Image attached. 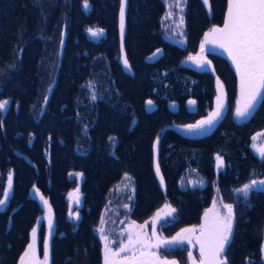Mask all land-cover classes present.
<instances>
[{
	"label": "trees",
	"instance_id": "obj_1",
	"mask_svg": "<svg viewBox=\"0 0 264 264\" xmlns=\"http://www.w3.org/2000/svg\"><path fill=\"white\" fill-rule=\"evenodd\" d=\"M227 1L186 0L181 48L163 38L162 0H126L122 38L121 0H87L88 12L85 0H0V102L9 101L0 111V199L12 174L11 196L0 210V264H18L33 228L43 258L47 222L30 197L34 188L55 221L48 264H102L96 229L110 191L125 174L134 188L128 220L141 225L167 203L176 209L175 218L161 234L170 238L198 226L217 195L233 205L235 217L227 264H264V191L254 190L247 199L233 192L264 179V159L250 149L251 137L264 130V103L237 123V80L228 61L207 53L212 71L183 64L198 52L205 32L223 25ZM88 28L102 30L103 37L89 39ZM158 50L161 56L149 60ZM100 79L102 96L93 102L85 86ZM215 79L226 95L221 120L201 136L174 129L194 125L212 111ZM190 100L194 110L188 109ZM148 101L154 106L150 111ZM156 139L163 185L154 170ZM218 155L224 161L219 169ZM187 170L204 186L180 189ZM72 173L83 176L77 223L66 218L67 194L78 184ZM161 255L188 264L184 246Z\"/></svg>",
	"mask_w": 264,
	"mask_h": 264
},
{
	"label": "snow or ice",
	"instance_id": "obj_2",
	"mask_svg": "<svg viewBox=\"0 0 264 264\" xmlns=\"http://www.w3.org/2000/svg\"><path fill=\"white\" fill-rule=\"evenodd\" d=\"M205 5H208V0H203ZM181 0H175V7H180ZM85 9L89 7L87 0L84 3ZM124 11L125 0H121L120 8V26L121 33L124 30ZM171 13H169V16ZM180 24H183V18L180 19ZM93 36L99 35L102 30H89ZM211 37V39H209ZM205 43H212L218 46L227 53L232 64L235 67L236 73L240 78V96L241 100L237 101L235 115L237 118L247 117L251 111L258 105L264 103V0H228L227 13L224 18L223 27L213 26L209 32L205 33V42L200 45V52L205 51ZM159 51V50H158ZM155 55V53L153 54ZM190 60L198 61L197 67H203L209 63L204 61L203 57L198 54L197 57H189ZM124 64L127 67L128 62L125 59ZM217 97L216 108L208 114L206 119L197 121L194 125H187L188 131H195L211 126L214 121L221 115L224 108V93L223 84L217 79ZM93 99L96 97L93 96ZM47 100V97H45ZM195 101H189V104H194ZM9 101L0 102V111H4ZM151 105L152 101H148ZM2 127V125H0ZM256 136L252 139L256 140ZM114 140L113 137H109ZM155 147V146H154ZM258 155L264 159V146L257 147L252 145ZM217 168L224 166V161L221 156L216 157ZM156 173L159 176V166L156 167ZM80 175V174H76ZM125 179H130L125 174ZM161 185L164 181L161 177ZM202 182V181H201ZM9 187H11V176H9ZM264 191V179H252L249 183L243 184L241 187L235 188L234 193L242 194V197L247 199L252 191ZM4 199H0V206L6 203L8 190L4 192ZM44 207L49 214V228L51 229V208L48 201L41 197ZM131 200V197H129ZM77 202L79 198L77 197ZM127 207V205H125ZM164 208L167 211L164 215L158 211L155 218L151 221L152 231L149 236L147 233L135 232L134 229L139 227L143 229L145 225L129 226L127 242H121L118 250L112 251L108 244V237L102 236L105 241L104 249V264H177L176 261L161 259L157 250L165 248L169 245H183L185 243L192 244L193 238L196 244L199 245V264H227L224 253L234 230V212L232 204H225L227 210L226 215L216 216L215 219L209 220V213L206 212L203 218V223L197 229L196 226L182 229L176 233L171 239L162 238L157 233L158 222H167V218L173 217L176 212L169 204H165ZM146 224L148 222H145ZM103 232V229H100ZM199 231V235L194 237V234ZM36 229L33 228V237H35ZM33 249V245H28V250L21 257L20 264H25V257H28ZM264 251V247L261 249ZM132 254L123 255L124 253ZM189 259L192 260V253H188ZM120 257L119 259H117ZM49 260L48 241L44 242L43 264H47Z\"/></svg>",
	"mask_w": 264,
	"mask_h": 264
},
{
	"label": "rangeland",
	"instance_id": "obj_3",
	"mask_svg": "<svg viewBox=\"0 0 264 264\" xmlns=\"http://www.w3.org/2000/svg\"><path fill=\"white\" fill-rule=\"evenodd\" d=\"M162 1L165 5V13L161 19V30L163 33V38L166 39L167 41L179 46V47H184L185 43H186L185 36H184V13H185V7H186V0H181L180 7L174 6L175 0H162ZM227 3H228V1H227ZM125 4H126V0H125ZM82 8H83L84 12H88L90 10V7L85 9L84 3L82 4ZM169 13H171L170 16H169ZM181 17L183 18V24L182 25L180 24ZM90 29L92 31H99L96 28H88V30L86 31V36L89 39H91L93 41H98L100 38L103 37L104 33L102 31L100 32L99 35L93 36L91 34V32L89 31ZM119 34H120V37L122 38L123 34L121 33L120 14H119ZM209 39H211V37H209ZM202 42H205V36H204ZM200 45L201 44H199V47H200ZM207 53H213V54H217V55H221V56L226 57L228 59V61L230 62L231 66L233 67V70L236 73L235 67L232 64L227 53L224 52V50L222 48L215 46L212 43H205V51L203 53L200 52V48H199L198 52L196 54L189 55L184 60L183 64L186 65L187 67L193 68L197 71H212V65L207 58ZM161 54H162L161 50L156 51L155 55L152 54L150 56L149 60L153 61V60L157 59L158 57H160ZM198 54L203 57L204 61L209 62V63H206L203 65V67L198 68L197 67L198 61H194V60L189 59V57H197ZM119 59H120V63L122 65L123 70L127 72L128 67H126L124 64L125 59H124V55H123L122 51L120 53ZM236 76L238 78V98H237V101H238V100H241V98H240V78L237 75V73H236ZM104 84H105V80H103V79H100V81H98V82L97 81H90V80L87 82L85 88L87 89L88 97L91 101L94 102L102 96V94H101L102 89L101 88H103ZM214 88H215V97L213 100V108H212L213 111L216 108V97L218 94V92H217V79H215ZM104 89L106 90L107 88H104ZM223 93H224V105L225 106L221 111V115L214 121V123L211 126H205V128H203V129L195 130V131H191V132L188 131V129L184 128V127L179 128V127L174 126L173 128L176 130H179L180 132L184 133L185 135H189V136H201V135L207 134L214 127V125L221 120V118L223 117V115L226 111V95H225L224 87H223ZM93 96H95L96 98L93 99L92 98ZM235 103H236V101H235ZM7 107H8V105L6 106V109H7ZM169 107L171 110H174V111L177 108L176 104H170ZM236 107H237V103H236ZM145 108L147 110L148 109L152 110V109H154V106H153V104L149 105L147 102ZM188 109L194 110L195 109V103L189 104V102H188ZM5 110L1 111V112H5ZM253 110L251 111V113L253 112ZM213 111H211V112H213ZM251 113H250V115H251ZM250 115H248L247 117H242V118L236 117V120L239 122L246 121ZM207 117H208V115L204 119H206ZM256 137H257L256 140H253V139L251 140V146L250 147H251L252 152L254 151V154L258 155V153L254 150L252 145L255 144L257 147L264 146V132L256 134ZM158 144H159V139H156L154 144H153V152H154V170H155L156 177L158 178V180L160 182L161 176L160 175L158 176L156 173ZM76 174H80V173H72L69 175L70 178H75L77 180V183H78L76 189L73 191H70L66 197L67 202H68V209H67L66 218L69 221H71V219H73V221H75V220L77 221L79 219L80 214L78 212L74 211V209L81 208L82 200H83V197L80 193V186H81V182L83 180V176H82V174H80V175H76ZM9 176H11V187H9ZM9 176L7 177V184H6V189L8 190V197L6 199V203L4 205L0 206V210H4L7 207L8 199L11 196L12 174L10 173ZM160 184H161V182H160ZM178 186L180 189H187V188H193V187H203L204 182H203L202 178L195 171L187 170V172H185L184 176H182V178L179 180ZM133 192H134V188H133V183H132L131 178L125 179V177L122 179V181L119 184H117L115 187H113V189L110 191V195L107 199V205L105 206L104 210L102 211V214H101L100 220H99V225L96 229V233H97L99 241L101 243V258H102L101 262H102V264H104V249H105V241L101 238L102 236L108 237V244H109V247L111 248L112 251L118 250L121 242H124V243L127 242L129 226L133 225V222L127 219L126 213L130 210V205H131V202L133 201ZM3 197H4V195H3ZM77 197L79 198V202H77ZM129 197H131V200H129ZM125 205H127V207H125ZM224 205L225 204H223L220 201L219 197L217 195H214V198L212 200V204L209 207V209H207L204 212L203 217L201 219V223L198 226H196L197 229H199V226L204 222L203 218H204V215L206 212L209 213V220L215 219V217L218 215L219 216L226 215L227 210L224 208ZM158 211H160L161 215L163 216L164 213L167 211V209H165L163 206L159 210H157L154 213V215L148 221H146V222H148L147 224L146 223L141 224V225H145V227L143 229L136 227L133 230L134 234H135V232H143V233H147L150 236L151 231H152L151 221L155 218V214ZM76 216H77V218H75ZM174 218H175V213L173 214V217L167 218L166 223L163 221L158 222V224H157L158 235H160L162 238H166V237H164L163 234H161V228H162V226L166 225L168 222H170ZM74 223H76V222H74ZM135 225L139 226V224H136V223H135ZM100 229H103V232H101ZM175 235H173V236H175ZM198 235H199V231H197L194 234V237L198 236ZM172 237L166 238V239H171ZM29 244L33 245V249L31 250L30 255L28 257H25V264H43V258H41L39 256V253H38L37 234L35 233V237H33V230L30 232ZM183 246L188 248V253L189 252L192 253V257H193L192 260H190L189 256H188V264H199V245L196 244L194 238H193L192 244L185 243L183 245H169L166 247V249L162 248V249L157 250V252H158V255L161 257V259L168 260V259L162 257L161 251L170 250V249H173L176 247H183ZM263 247H264V245H263ZM27 250H28V246L26 247V250L24 251L22 256H24V254ZM131 254H132L131 252L124 253V254H121V256H123V255H129L130 256ZM21 257H20V260H21ZM119 258L120 257H118L117 259H119ZM20 260H19L18 264H20ZM169 261H173V260H169Z\"/></svg>",
	"mask_w": 264,
	"mask_h": 264
},
{
	"label": "water",
	"instance_id": "obj_4",
	"mask_svg": "<svg viewBox=\"0 0 264 264\" xmlns=\"http://www.w3.org/2000/svg\"><path fill=\"white\" fill-rule=\"evenodd\" d=\"M30 197L35 200L36 202H38L40 204V206L42 207V209L44 210L45 212V216H46V222H47V234H46V238L45 240L48 241V244H49V240L50 238L52 237L53 235V232H54V225H55V221H54V218H53V214H52V211H51V229L49 228V214H48V211L47 209L44 207V203H43V200L41 199V194L37 191V189H32L30 191ZM48 264V262H47Z\"/></svg>",
	"mask_w": 264,
	"mask_h": 264
},
{
	"label": "crops",
	"instance_id": "obj_5",
	"mask_svg": "<svg viewBox=\"0 0 264 264\" xmlns=\"http://www.w3.org/2000/svg\"><path fill=\"white\" fill-rule=\"evenodd\" d=\"M227 7H228V3H227ZM227 9V8H226ZM226 13H227V10H226ZM226 13H225V15H226ZM223 26V25H222ZM221 26V27H222ZM207 32H209V31H207ZM207 32H205V33H207ZM205 33H204V35H203V37H202V39H201V41H200V44H201V42H202V40H203V38H204V36H205ZM183 45V44H182ZM200 48V47H199ZM221 56V55H220ZM223 58H225L227 61H228V59L226 58V57H224V56H222ZM228 63H229V65H230V67L233 69V67L231 66V64H230V62L228 61ZM234 71V70H233ZM234 73H235V71H234ZM235 75H236V73H235ZM236 80H237V95H236V103H237V98H238V78H237V76H236ZM240 98H241V96H240ZM236 103H235V110H234V118H235V120H236V115H235V112H236ZM147 104V103H146ZM258 106V105H257ZM256 106V107H257ZM256 107L254 108V110H253V112L255 111V109H256ZM149 111L151 110V109H148ZM213 111V110H212ZM253 112L251 113V115L253 114ZM251 115L249 116V118L251 117ZM248 118V119H249ZM247 119V120H248ZM246 120V121H247ZM236 122L237 123H242V122H245V121H241V122H239V121H237L236 120ZM180 128V127H179ZM184 128H187V127H184ZM177 131H179V130H177ZM262 132H264V130H262V131H260V132H257V133H255L252 137H251V140H252V138L254 137V136H256V134H259V133H262ZM251 146V145H250ZM250 149H251V147H250ZM252 151V150H251ZM253 154H254V151H253ZM256 157H258L259 159H262L260 156H258V155H256V154H254ZM75 218H77V216L75 217ZM71 219V218H70ZM79 219H80V216H79ZM79 219L76 221H73V219H71V221H73V222H78L79 221Z\"/></svg>",
	"mask_w": 264,
	"mask_h": 264
},
{
	"label": "bare ground",
	"instance_id": "obj_6",
	"mask_svg": "<svg viewBox=\"0 0 264 264\" xmlns=\"http://www.w3.org/2000/svg\"><path fill=\"white\" fill-rule=\"evenodd\" d=\"M122 52H123V51H122ZM155 52H156V51H155ZM155 52H154V53H155ZM154 53H153V54H154ZM123 55H124V53H123ZM149 58H150V57H149ZM3 198H4V197H3Z\"/></svg>",
	"mask_w": 264,
	"mask_h": 264
}]
</instances>
